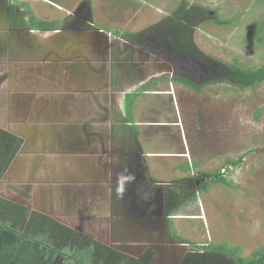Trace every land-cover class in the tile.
I'll use <instances>...</instances> for the list:
<instances>
[{"label": "rangeland", "instance_id": "rangeland-1", "mask_svg": "<svg viewBox=\"0 0 264 264\" xmlns=\"http://www.w3.org/2000/svg\"><path fill=\"white\" fill-rule=\"evenodd\" d=\"M72 1L79 0L28 1L39 18L57 20L63 30L37 37L38 44L48 46L51 58H48V71L55 69V62L67 60L59 58L61 53H71L79 45L81 51L87 53L86 46L92 47L83 57L95 69L102 68L98 70L100 73L89 76L95 81L86 80L90 83L89 92H98V81L102 80L105 85L107 73L112 72L116 79L113 83L116 96L83 97L86 112L90 108L99 111L112 101L113 110L121 112L125 93L150 81L147 92L141 90L137 96L132 120H165L169 125L161 124L156 135L148 136L150 143L153 140V145L157 146L154 149L184 151L185 137L186 152L191 153L184 162L180 160L183 157L176 156L162 159L166 160L163 177L168 188L178 187L183 200L187 201L173 218V231L199 245L214 242L240 247L245 257L264 247V81L248 88L215 81L200 91L180 81H152L154 77L170 73L204 82L229 64L245 67L264 64V38H260L264 35V0H184L190 6L216 8L219 17L233 19L230 24H218L209 15L194 25L190 53L183 50L172 29L163 25L166 17L183 5L182 0H94L88 18L78 15L81 6L66 5ZM119 1L126 5L121 6ZM116 32L119 35H115ZM130 32L132 35H127ZM51 50L55 57L49 56ZM109 61L113 62V68L107 71ZM18 98L34 106L41 99ZM35 110V116L42 117L49 114L51 108L44 102ZM120 115L125 122L124 112ZM83 116L88 119V115ZM231 160L238 163L225 166ZM169 161L174 168L170 169ZM217 171L233 185L215 181L209 173ZM15 174L13 166L5 179L11 181ZM9 181L1 184L0 192L14 190ZM133 233L137 239L129 244L123 240L114 242L112 247L134 257L150 248L156 253L152 259L155 264H179L188 252L201 249V246L173 238L166 229L142 225ZM86 253L91 258L90 253ZM224 256L225 260L216 264L233 263L231 256Z\"/></svg>", "mask_w": 264, "mask_h": 264}, {"label": "flooded vegetation", "instance_id": "flooded-vegetation-1", "mask_svg": "<svg viewBox=\"0 0 264 264\" xmlns=\"http://www.w3.org/2000/svg\"><path fill=\"white\" fill-rule=\"evenodd\" d=\"M28 1L30 0H0V128L6 129V125H13L21 133L16 135L22 138L21 146L11 161L14 162L15 178L11 181L6 180L11 171L10 163L0 179V187L7 181L10 186L14 185V190L7 189L5 192H0V229L5 231V225L8 223L15 225L17 235H23L24 240L30 243L39 244L41 253L43 252L41 257L48 264H155L152 259L156 253L150 248L138 257L121 251L117 252L122 254L110 253V251H116L112 247L115 245L114 242L123 240L128 241L129 244L137 239L133 236V230L142 225L152 229H166L170 236L177 238L172 233V224L173 218L177 216L173 211L176 212L178 207L176 204L182 198L178 187L170 186V189L162 191L161 187L154 186L150 182L140 183L137 181L140 177L138 174L140 169L134 166L125 167L113 177L111 214H102L101 207L90 215L81 216L83 205H80V199L75 196L68 204L66 199L53 196L44 185V180L48 179V175L45 176V171H48V144L51 146L58 139V142L61 140V143L69 142L72 147H80L84 132V126L79 129L83 122L81 118L83 97L91 99L115 97L116 88L113 83L116 79L112 72L110 75L107 73L105 77L107 83L103 85L102 80H99L98 92L94 90L89 92L87 86L90 83H86V80L91 78L95 81V78L89 76L100 73L98 70L102 68L101 66L97 70L89 61H85L83 55H88L92 49L89 45L86 46L87 53L81 51V45L71 53L66 51L69 55L65 52L61 53L59 58L66 57L67 60L55 62V69L48 71V46L44 45L47 47L44 48L41 46L42 43L38 44L37 37L63 30L60 25L57 29L46 32L37 29L30 19L31 13L34 12L29 7ZM81 7L78 15L88 18L90 6ZM54 55L51 50L49 56ZM112 68L113 62L109 61L107 71ZM165 74L169 77L173 76L170 73L162 75ZM130 78L134 80V77ZM14 79L17 83L12 89L10 84ZM121 79L124 80L123 77ZM70 85L72 86L69 89ZM60 86H64L67 91L61 92ZM18 97L41 99L37 100L34 106L25 102L26 99ZM44 102L48 103L51 111L45 116L36 117L35 109ZM19 105L22 107L21 110ZM112 105L113 101L108 107L99 111L94 110L101 115L93 116V120L104 122L109 118L113 119L116 125L113 124L110 132L115 133L116 136L111 137V143L124 149L130 146V143L135 144L134 137L132 142L130 139L132 129L126 124L132 119L124 114V122L120 115L122 111L113 110ZM50 118H53V121L58 118L62 121L67 120L68 127H56L48 131ZM40 135L42 138H39ZM101 139L104 141L103 133ZM9 203H13L14 206H10ZM21 207L25 208L23 214ZM5 215H8V221ZM109 236H111L110 240ZM103 247H106L108 252ZM149 250L153 252L146 254ZM200 251L188 252L179 264H184L188 254ZM86 252L90 253L91 258L87 257ZM28 257L24 259L27 261ZM224 257H214L215 264L225 260ZM26 261L18 262L23 264ZM190 262L195 261L191 259Z\"/></svg>", "mask_w": 264, "mask_h": 264}, {"label": "crops", "instance_id": "crops-1", "mask_svg": "<svg viewBox=\"0 0 264 264\" xmlns=\"http://www.w3.org/2000/svg\"><path fill=\"white\" fill-rule=\"evenodd\" d=\"M73 4L77 6H91L95 3L94 0H79L77 2L72 1L71 3H66V5ZM119 4L121 5L122 3L119 1ZM122 5L126 4L124 3ZM56 6L59 5L56 4ZM171 12L172 11L168 13ZM34 61L37 66L36 60ZM16 83L15 79L11 81L10 86L12 89H14ZM71 86L72 85L69 86V89ZM60 91L66 92L67 89L64 86H60ZM85 109L84 101L83 113L81 115L83 122H81L79 127L81 130L84 126V132H82L83 140L81 141L80 147H72L69 142L61 143V140L58 142V139L53 145L50 146L48 144V171H45V176L48 175V179L44 180V185L48 187L53 196L55 195L56 197L66 199L68 204L69 200L73 199L75 196L80 199V205H83V213L80 214L81 216L90 215L101 207L102 209L100 211L102 214H111L113 177L118 172H122L125 167H138L140 169L138 172L140 177H138L137 181L140 183L150 182L154 186L161 187L160 189L163 191L168 188V183L166 184L165 182L166 178L164 179L163 177L165 176L164 166L166 165V163H164L166 160H162L163 157H183L179 159L184 162V160H188L189 156H191V153L189 155V153L186 152L188 149L185 137H183V144L186 147L184 151L175 150L173 152H166L154 149L157 148V146L153 145V140L150 143L148 136L152 138L155 133L157 134V132H159L158 127H160L161 124H163V126L169 125L165 120L154 119L139 122L134 119L130 123L126 122V124L130 125V129H132L130 134L131 142L134 137L135 144L130 143V146L123 149V147H118L111 143L112 138H114L116 134H111L110 131L113 124L116 125V122H113L111 118L104 122L93 120V116H95L93 113H96V111L88 109L86 112ZM141 110H143V106ZM121 111L124 112L126 116L128 115L124 106L121 107ZM84 114L88 115V119L83 116ZM131 115L134 116V106H132ZM67 124V120L62 121L58 118L53 121V118H50L48 119V131H51L52 128L54 130L56 127H68ZM5 128L15 134H21L13 125H6ZM104 130L106 133H104ZM102 133L104 135V141H102V139L100 140ZM133 147H135V149H133ZM37 151L38 150H36V152ZM122 151L124 152V157ZM171 161H169V166L171 165ZM182 162L180 161V163ZM13 166L14 162L11 163L10 167L13 168ZM172 168L174 167L170 166V169ZM187 171L188 169H185V172ZM173 179L175 180V178ZM186 202L185 199L183 200V198H181V201L176 204V206H178L176 209L177 212H175V210L173 212L179 213V210Z\"/></svg>", "mask_w": 264, "mask_h": 264}, {"label": "trees", "instance_id": "trees-1", "mask_svg": "<svg viewBox=\"0 0 264 264\" xmlns=\"http://www.w3.org/2000/svg\"><path fill=\"white\" fill-rule=\"evenodd\" d=\"M183 5L174 11L171 15L167 16L163 22L164 26L172 29V31L177 35L180 40L183 50L186 52H191L193 45L191 44V30L194 25H198L202 20L213 16L214 21L218 24H230L233 22L232 18H221L217 15L216 8H208L205 6L196 7V5H188L187 2L182 0ZM32 24L40 31L46 32L55 30L59 26L57 20H45L39 18L34 13H31ZM116 35H119L116 32ZM127 35H132V33H127ZM260 38H264L262 35ZM236 62V61H235ZM217 76H210L206 80H195L188 77H175L168 75H161L159 77H154L153 82L167 81L172 79L173 81H180L190 88L200 91L203 86L213 83L215 81H228L230 83L236 84L242 88H248L257 85L264 81V64L256 67L248 66H237L236 64H229L223 68ZM151 82L143 83L140 88L134 89L127 92L124 97L123 106L126 108L128 117L131 119V109L132 106L140 94V92L147 90L150 87ZM142 90V91H141ZM22 143V138L6 129L0 128V179L2 178L4 172L7 170L14 156L18 152ZM237 161L231 160L226 163L225 166L230 164H236ZM203 174L204 172H200ZM213 176L215 181L221 182L225 185L232 186L233 184L227 178L223 176L220 171L209 173ZM193 195L191 198H193ZM10 206H14L13 203H9ZM21 212L25 210L21 207ZM8 215H5L7 220ZM17 226V224H16ZM15 225H5V231L0 229V264H20L18 261L25 260L24 257H28L27 261L23 264H48L47 261L43 260L41 257V248L39 244L30 243L28 240H24L23 235H17L15 230ZM173 235L180 238L184 242L192 243L196 246H201L202 251L197 253H190L186 257L184 264H215L214 257L228 255L234 259L233 264H264V247L254 250L249 256L245 257L241 253L240 247H228L223 243L215 244L214 242H209L206 244H195L191 240L183 238L178 233L172 231ZM42 238V237H40ZM92 242V241H91ZM106 252H108L106 247H103ZM153 251L149 250L146 254H151ZM110 253L122 254L117 251H110ZM190 255V256H189ZM195 262H190V260Z\"/></svg>", "mask_w": 264, "mask_h": 264}, {"label": "built area", "instance_id": "built-area-1", "mask_svg": "<svg viewBox=\"0 0 264 264\" xmlns=\"http://www.w3.org/2000/svg\"><path fill=\"white\" fill-rule=\"evenodd\" d=\"M224 171H225V168H224ZM224 171H223V172H224Z\"/></svg>", "mask_w": 264, "mask_h": 264}, {"label": "water", "instance_id": "water-1", "mask_svg": "<svg viewBox=\"0 0 264 264\" xmlns=\"http://www.w3.org/2000/svg\"><path fill=\"white\" fill-rule=\"evenodd\" d=\"M100 31H102V30H100Z\"/></svg>", "mask_w": 264, "mask_h": 264}]
</instances>
